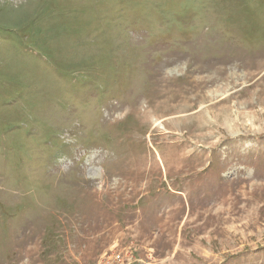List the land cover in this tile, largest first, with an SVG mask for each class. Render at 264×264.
<instances>
[{"label":"rangeland","instance_id":"obj_1","mask_svg":"<svg viewBox=\"0 0 264 264\" xmlns=\"http://www.w3.org/2000/svg\"><path fill=\"white\" fill-rule=\"evenodd\" d=\"M119 252L264 264V0H0V264Z\"/></svg>","mask_w":264,"mask_h":264},{"label":"built area","instance_id":"obj_2","mask_svg":"<svg viewBox=\"0 0 264 264\" xmlns=\"http://www.w3.org/2000/svg\"><path fill=\"white\" fill-rule=\"evenodd\" d=\"M123 250H125V252L128 251L127 248ZM99 264H125V263L122 262L121 252H119L117 254L115 253L110 258L107 257L106 260L100 261Z\"/></svg>","mask_w":264,"mask_h":264}]
</instances>
